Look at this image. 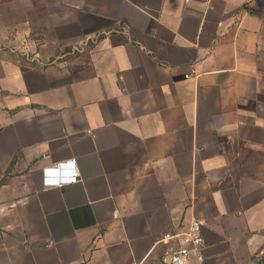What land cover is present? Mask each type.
<instances>
[{
	"label": "crops",
	"instance_id": "crops-1",
	"mask_svg": "<svg viewBox=\"0 0 264 264\" xmlns=\"http://www.w3.org/2000/svg\"><path fill=\"white\" fill-rule=\"evenodd\" d=\"M247 1L0 0V264H167L192 219L190 264H264ZM71 161L77 182L44 186Z\"/></svg>",
	"mask_w": 264,
	"mask_h": 264
},
{
	"label": "built area",
	"instance_id": "built-area-1",
	"mask_svg": "<svg viewBox=\"0 0 264 264\" xmlns=\"http://www.w3.org/2000/svg\"><path fill=\"white\" fill-rule=\"evenodd\" d=\"M259 4L264 5V0H249L244 5V11L247 15L256 13ZM195 71L185 75L189 79L195 76ZM45 187H60L72 184L78 181L79 173L75 168L73 161L63 162L53 168L43 170ZM182 244L177 247L170 255L167 264H190V255L195 253L197 261L203 263L204 239L202 234V224L197 219H192L189 228L180 234ZM167 235L165 238H171Z\"/></svg>",
	"mask_w": 264,
	"mask_h": 264
},
{
	"label": "rangeland",
	"instance_id": "rangeland-1",
	"mask_svg": "<svg viewBox=\"0 0 264 264\" xmlns=\"http://www.w3.org/2000/svg\"><path fill=\"white\" fill-rule=\"evenodd\" d=\"M79 55V51L76 49L73 50H64L63 51V55H61V59H59L60 61H64V62H73L74 59L78 58ZM51 60H55V58L53 57Z\"/></svg>",
	"mask_w": 264,
	"mask_h": 264
}]
</instances>
